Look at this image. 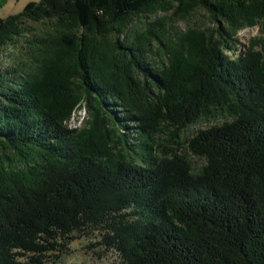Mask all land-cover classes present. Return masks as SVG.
Instances as JSON below:
<instances>
[{"label":"trees","instance_id":"1","mask_svg":"<svg viewBox=\"0 0 264 264\" xmlns=\"http://www.w3.org/2000/svg\"><path fill=\"white\" fill-rule=\"evenodd\" d=\"M201 10L209 27L171 32ZM256 27L264 0H43L0 18V57L30 37L37 70L0 61V264H59L93 227L120 264H264V38L259 60L230 56ZM99 121L135 157L93 148Z\"/></svg>","mask_w":264,"mask_h":264},{"label":"rangeland","instance_id":"2","mask_svg":"<svg viewBox=\"0 0 264 264\" xmlns=\"http://www.w3.org/2000/svg\"><path fill=\"white\" fill-rule=\"evenodd\" d=\"M43 0H0V18L6 19L10 16L20 14L30 3H39ZM163 16L160 14L159 17ZM146 20L142 19L141 23L133 24L130 33L134 30H140ZM208 14L204 11H197L192 18L187 22H175L172 25V33H184L188 27L207 28L210 26ZM36 30L37 37H43L48 28L45 25H33ZM30 37L21 39L14 47H9L1 57L4 60L3 66L15 64L21 66L28 71H37L33 62H29L28 56V40ZM264 36L261 27L250 28L242 31L237 39L239 40L238 52L235 55H230L232 58L239 56H250L255 60H259L262 54V40ZM148 64L154 67L161 65L164 57L158 53V48L154 45L146 56ZM232 120V117L225 115L217 116V119L204 118L198 125L191 127L183 134V140H189L197 131L204 130L216 125H222ZM95 118L92 116L91 110L83 104L74 114L69 125L78 130V132L88 131L93 128ZM106 125V126H105ZM97 126L96 135L92 141V147L101 151L112 152L115 155H126V151L131 156L135 157L134 149L135 139L131 138L129 144L131 150H126L121 144L112 142L115 139V132L111 124L99 121ZM168 138L165 130H160L155 136L156 152L159 151L158 147L165 144ZM182 153L185 154L193 165L195 172L200 171L205 165L204 159L194 156L185 145L182 148ZM105 232L102 228H88L84 231L75 234L76 240L70 242L67 249L61 253H52L54 256L59 254V264H120L122 261L121 254L115 250L107 247L103 242Z\"/></svg>","mask_w":264,"mask_h":264},{"label":"built area","instance_id":"3","mask_svg":"<svg viewBox=\"0 0 264 264\" xmlns=\"http://www.w3.org/2000/svg\"><path fill=\"white\" fill-rule=\"evenodd\" d=\"M70 121L67 122L68 127L71 128V129H75V128L70 127V125H69Z\"/></svg>","mask_w":264,"mask_h":264}]
</instances>
